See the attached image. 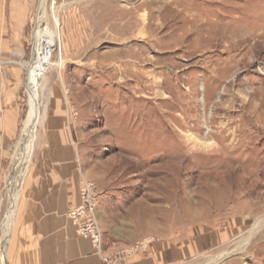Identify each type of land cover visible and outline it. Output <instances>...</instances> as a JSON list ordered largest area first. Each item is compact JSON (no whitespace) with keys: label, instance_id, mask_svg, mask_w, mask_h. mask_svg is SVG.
<instances>
[{"label":"rangeland","instance_id":"rangeland-1","mask_svg":"<svg viewBox=\"0 0 264 264\" xmlns=\"http://www.w3.org/2000/svg\"><path fill=\"white\" fill-rule=\"evenodd\" d=\"M14 4L0 0V86L17 72L24 113L0 180V264L47 104L67 111L71 136L51 145V172H75V196L83 180L94 186L107 248L150 239L176 248L181 264H264V0H46L40 25L58 50L45 74L36 62L24 170L27 66L43 13L40 0H20L29 21L18 32ZM68 184L54 202L65 209Z\"/></svg>","mask_w":264,"mask_h":264},{"label":"crops","instance_id":"crops-1","mask_svg":"<svg viewBox=\"0 0 264 264\" xmlns=\"http://www.w3.org/2000/svg\"><path fill=\"white\" fill-rule=\"evenodd\" d=\"M19 1L15 0L13 9L16 15H21L16 30L24 32L28 26L29 8L20 9ZM62 37L63 49L66 53L69 46L66 45V36L63 34ZM19 80L17 72L12 71L6 78L5 84L0 86V180L3 174V162L7 158L9 148L16 140L24 113L21 99L22 85ZM66 112L62 107H51L50 104L45 105L42 110L35 138V168L33 172H29L20 211L17 212L14 223L15 231L10 234L8 264H101L99 255L92 248L90 241L80 236L70 223L67 217L68 209H65L61 202L54 203L63 194L67 182H71L70 185L68 184L69 187L73 186L71 194L75 199L69 207L77 204L79 197V195L75 196L74 187H77L79 182L75 172H68L69 170L51 172V145L67 146L71 143L69 128L65 122ZM66 155L70 156V153L67 152ZM63 160L70 161V158L65 157ZM53 161L55 165L58 162ZM64 209L67 218H59ZM117 249L119 248H107L103 235L104 253L111 255ZM183 260L184 256L178 253L176 248L156 241L151 243L145 252L137 253L120 264H181Z\"/></svg>","mask_w":264,"mask_h":264},{"label":"built area","instance_id":"built-area-1","mask_svg":"<svg viewBox=\"0 0 264 264\" xmlns=\"http://www.w3.org/2000/svg\"><path fill=\"white\" fill-rule=\"evenodd\" d=\"M39 12L38 10L37 15H39ZM37 23L32 35V55L35 48H37L39 53L38 63L43 66V74H45V68H48L53 63V56L58 50V44L52 30L51 33H48L43 26H38ZM39 30H42L43 33H39ZM97 204L94 186L90 182L83 180L78 203L68 208L67 217L77 229L78 234L90 241L92 248L99 255L101 264H119L126 258L145 252L147 247L153 243L152 240L146 239L128 249L116 250L111 255H106L103 250V231L98 218Z\"/></svg>","mask_w":264,"mask_h":264},{"label":"bare ground","instance_id":"bare-ground-1","mask_svg":"<svg viewBox=\"0 0 264 264\" xmlns=\"http://www.w3.org/2000/svg\"><path fill=\"white\" fill-rule=\"evenodd\" d=\"M39 7H40V10H42L43 14H42V17H39L40 20H39L38 26H41V25L44 26L45 11H46V0H40ZM55 21L57 22L58 19L55 18ZM41 32H42V30H39V33H41ZM37 56H38V49L35 48V50L33 52V60L27 66L28 78H27V84L26 85L28 86V89H29V105H30V113H31V116L33 118V124H32V126L30 128V132L27 134V144L25 146L24 160L21 163V167L23 168V170H24V163H25V158H26L25 156H26V153H27L26 152V148L29 147L30 144H31V138H32L33 131H34V128H35V124H36L37 119H38V106H39V104H38V98H37V93H36L37 91L35 90V85H34V82H33V76H34L33 73H34V70H35L36 65H37L36 62L38 61ZM61 64H62L61 62L58 63L57 64V68H61V66H62ZM18 195L19 194H17L15 196L14 202H13V206L11 208V213H10V217H9V220H11V221H13V218H14V212H15V209H16V204H17V201H18V198H19ZM247 241L248 240H245L244 244L241 245V247H239L236 252L243 251L245 246L248 243ZM223 258H225V256L220 257L216 262H218L219 260H222ZM209 264H212V263H209Z\"/></svg>","mask_w":264,"mask_h":264}]
</instances>
